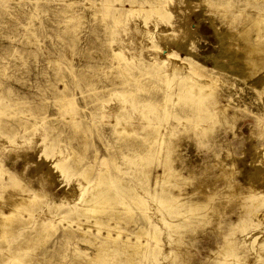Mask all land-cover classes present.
<instances>
[{"label":"rangeland","instance_id":"obj_1","mask_svg":"<svg viewBox=\"0 0 264 264\" xmlns=\"http://www.w3.org/2000/svg\"><path fill=\"white\" fill-rule=\"evenodd\" d=\"M130 1L0 0V212H9L12 193L46 194L37 195L43 201L36 197V203L18 207L22 220L14 215L12 222L20 220L13 224L20 230L0 238V264H128L120 248L114 258L97 255L95 244L111 229L148 243L131 264H264V81H258L264 67L245 73L236 67L245 59H231L249 53L239 36L247 27L249 41L264 44V0H167L165 15L125 11ZM117 48L123 52L114 58ZM123 58H128L125 68H146L154 61L153 67L162 62L165 68L161 63L158 69L169 71L173 62L181 63L178 74L169 71L177 81L172 87L165 75L149 76L151 70L142 75L149 89L138 96L159 98L181 87L180 75H193L186 67L194 62L195 79H213L205 87L207 102L198 108L191 100L159 107L129 103L118 112L126 103L121 104L118 83L132 81L139 69H129L124 78L118 66ZM65 96L74 105L68 106ZM162 106H170L169 116ZM117 112L133 115L126 123L118 121ZM124 127L128 132L120 133ZM57 161L74 165L71 175ZM86 167L89 180L101 171L121 177L135 188L127 200L138 195L144 202L128 215L122 206L124 215L106 214L105 224L91 225L90 241L74 231V221V237L66 239L67 218L95 223L75 211L90 185L81 175ZM14 178L20 185L11 186ZM162 196L183 211L175 217L184 225L176 232L164 223L170 203H159ZM190 200L212 203L193 209ZM49 219L53 226L45 227ZM228 239L236 243L225 248ZM19 242L27 249L21 253L32 254L22 263L14 257ZM115 247L109 242L102 252Z\"/></svg>","mask_w":264,"mask_h":264},{"label":"bare ground","instance_id":"obj_2","mask_svg":"<svg viewBox=\"0 0 264 264\" xmlns=\"http://www.w3.org/2000/svg\"><path fill=\"white\" fill-rule=\"evenodd\" d=\"M166 2H167V0H142V1H140V5H138V4H136V1H134V0H132V1H130V7L127 9V10H125V11H136L138 8H140V9H145L146 11H156L157 13H159V15H165L167 12H166ZM108 8H109V4H107V6H106V10L108 11ZM116 10H115V12H114V15L115 16H117V15H119V13H121L122 12V10H124V8H115ZM118 9V10H117ZM231 14V13H230ZM121 15V14H120ZM243 15V14H242ZM236 15H234L233 16V18L235 17ZM118 17V16H117ZM259 17H261V16H259ZM263 17H261L260 18V20L262 19ZM255 21H256V19H255ZM119 22V21H118ZM258 22H259V20H258ZM78 24L76 23V25H75V27L77 26ZM238 31H240V30H238ZM250 31H251V29L249 28V27H247V28H245V29H243V31H242V33L239 35L240 37H242V39H243V42L245 41V43H246V46H245V44L243 45V47L245 46L246 48H247V52H249V53H247V54H245L244 55V51L242 52L243 53V55H236L235 53V55L234 56H232L231 57V59H245V62L244 63H242V64H238L237 63V68H239L240 70H242V71H246L247 70V72H254V70L256 71H258L259 69H261V68H263L264 67V44H253L252 42H250L249 41V34H250ZM111 34H112V32H113V29H111ZM241 32V31H240ZM232 34H235V33H232ZM231 34V35H232ZM223 35V34H222ZM227 35V34H226ZM230 35V36H231ZM239 36H237L238 38H239ZM227 37H228V35H227ZM249 38V39H248ZM243 49H245V48H243ZM112 52H113V56H114V58H117L118 56H120V55H122V52H123V50L121 49V48H117V49H112ZM246 52V51H245ZM176 53V52H175ZM263 55V56H262ZM248 57V58H247ZM132 59V58H131ZM126 60H128V58H123L120 62H119V64H118V66L119 67H121V73H122V75H124V78L127 76H129L130 75V70L129 69H133V68H139V69H137L138 70V73L135 75V77L132 79V81H130V82H127V81H125L124 83L121 81L120 83H118V84H120L121 85V87H123V88H119V90H118V92L117 93H119L118 95H121L120 96V100H122L121 101V104L122 103H124V102H126L125 104H123L124 106H121V105H119V106H121L122 108V110L121 111H118V112H123V111H125L126 109H125V107L127 108V105L129 104V105H131L132 107L134 106V107H139V105L141 106V104H144L145 106L146 105H158V107H159V104H161V103H165L166 102V104H168V103H170V102H173L174 104L175 103H178V102H181L182 100L184 101H192V103H194L195 104V108H196V106H197V108H198V106H200L201 104H203L204 102H207V100H206V98H205V96L206 95H204V94H207V93H209L210 92V88L209 89H205V87L208 85V84H211V83H213L212 82V80H210V78L208 79V78H203V79H199V78H196L195 79V73H197V72H194V65H193V63H191V61H190V63H188L187 65V69L188 68H190L191 70H192V72H193V75H191L190 76V74L188 73V72H190V70L189 71H187V69L185 70V67H184V70L185 71H187V74H189V75H186V73H185V75H180V77H179V75L177 76V77H179L180 78V82H183L182 84H179L181 87L177 90V91H175V92H172V90H171V92H170V90H168V91H166L164 94H163V96L162 97H157L156 96V94L155 93H152V94H150L149 96H146V94H145V97H143V96H141V95H139L138 96V94L140 93H137L138 91H142L143 89H146V88H148L149 89V87H147L146 86V84H144L141 80V77H142V75H146L145 73H147V70H151L150 72L151 73H149V76H152V77H154L155 75L157 76V77H161V75H165V76H167L165 79H166V83H168L170 86H171V84L170 83H176L177 81H176V79L174 78V75L175 74H178V71L177 70H179V72H180V69L182 68L181 67V63L179 64L178 62H176V63H172L173 64V68H171V69H173V71H174V75H173V78L175 79V81L174 82H171V81H173V78L172 77H170V76H172V75H170V73L171 72H169L171 69L169 68V66H168V68H167V66H166V68L167 69H170L169 71L168 70H166V69H161V68H159L158 69V67H159V65L162 63V62H160V63H158L159 65H158V67H156L157 66V64H156V66H154L153 67V63H154V61L152 62V64L150 65H147L146 66V68H142V67H139L137 64L135 65V66H133V68H125V67H122V62L123 63H127L126 62ZM189 60V59H188ZM193 61V60H192ZM244 61V60H243ZM157 62V61H156ZM164 62V61H163ZM187 63V62H186ZM164 63H162L161 65V67H163V68H165V65L166 64H164ZM183 64V63H182ZM171 65V64H170ZM180 65V66H179ZM183 65H185V64H183ZM182 65V66H183ZM196 65H197V63H196ZM196 67V66H195ZM231 68V67H230ZM194 69V70H193ZM248 69H251L252 71H249ZM172 71V70H171ZM184 71V72H185ZM196 71H197V69H196ZM182 72V71H181ZM152 73H154V75L152 74ZM173 73V72H172ZM246 73V72H245ZM255 73V72H254ZM253 73V74H254ZM152 74V75H151ZM170 75V76H169ZM155 76V77H156ZM164 76V77H165ZM194 76V77H193ZM151 77V78H152ZM176 77V78H177ZM191 77H193L194 78V80L197 82H195V81H193L192 80V78ZM198 77V76H197ZM162 78V77H161ZM184 78H186V79H184ZM189 78H191L190 80H192V82H195V83H190L189 82ZM153 79V78H152ZM182 79V80H181ZM151 80V79H150ZM177 80H178V78H177ZM185 81V83H184V81ZM161 81H163V80H161ZM160 81V82H161ZM258 81H264V76H260L259 77V79H258ZM127 82V83H126ZM151 82L152 83H154V84H157V83H155V82H153L152 80H151ZM164 82V81H163ZM179 81H178V83H180ZM264 84V83H263ZM127 85V87H125ZM263 86V85H262ZM172 87V86H171ZM201 88H204V89H201ZM148 89H146V90H148ZM170 89V88H169ZM203 90V91H202ZM208 92H207V91ZM205 92V93H204ZM143 93V92H142ZM148 95V94H147ZM174 95H176L175 97H174ZM119 98V97H118ZM63 99H65L69 104H68V106L69 105H74V103H73V101H72V99L71 98H69V97H64ZM206 100V101H205ZM119 102V101H118ZM118 102H117V104H118ZM120 103V102H119ZM188 103V102H187ZM186 103V104H187ZM191 103V102H190ZM210 103V102H209ZM165 104V105H166ZM172 104V103H171ZM173 104V105H174ZM183 104V103H182ZM185 104V105H186ZM184 105V104H183ZM193 105V104H192ZM191 105V106H192ZM2 106V104L0 103V109L2 108L1 107ZM118 106V107H119ZM161 106V105H160ZM189 106V105H188ZM206 106V105H205ZM129 107V106H128ZM141 107H143V106H141ZM157 107V106H156ZM156 107H154V108H156ZM190 107V106H189ZM201 107V106H200ZM120 108V107H119ZM162 109H164L165 110V112H166V114H168V111L170 110L169 108H170V106H166V107H164L163 108V106L161 107ZM124 109V110H123ZM151 109V108H150ZM149 109V110H150ZM3 110V109H2ZM155 110V109H154ZM153 110V111H154ZM157 110V109H156ZM160 110V109H159ZM159 110H157V113H158V111ZM2 112V111H1ZM0 112V113H1ZM117 112V113H118ZM156 112V111H155ZM124 113V112H123ZM122 113V115H119V113L117 114V117H118V121H119V118H123L124 120L125 119H128L130 116V118H132V115L131 114H127L126 115V113L125 114H123ZM116 114V113H115ZM121 114V113H120ZM147 114H149L148 116H147ZM146 114V118H148V120L149 119H151L152 118V116L150 117V113H147ZM156 114V113H155ZM165 114V113H164ZM164 114H162V115H164ZM156 115H158L159 117H161V115L160 114H156ZM155 115V116H156ZM116 116V115H115ZM166 116V115H165ZM168 116H169V114H168ZM179 116V115H178ZM187 116H189V115H187ZM197 116V115H196ZM158 117V118H159ZM198 117V116H197ZM179 118H181V116L179 117ZM153 119V118H152ZM123 120V121H124ZM117 121V124L119 123ZM122 121V120H121ZM127 121H129V120H127ZM151 121V120H150ZM124 122H126V120L124 121ZM123 122V123H124ZM77 123H79V122H77ZM122 123V124H123ZM127 123V122H126ZM130 124V123H129ZM119 125H121V124H119ZM125 125V124H124ZM118 126V125H117ZM127 126V125H126ZM125 126V127H126ZM130 126V125H129ZM123 128V129H121V128H119V132L120 133H123V132H126V131H124L126 128ZM129 128V130L131 129L130 127H128ZM127 128V129H128ZM132 130H134V129H132ZM128 132V131H127ZM163 136V135H162ZM169 140V139H168ZM58 162V165L59 166H61L60 168H62V170H63V172H65V173H67V174H69V175H71V173L73 172L72 171V167H74V165H70V166H68V165H66V161H65V164H64V162L63 163H61V161H57ZM234 163V162H233ZM60 164H62V165H60ZM58 166V167H59ZM166 169V168H165ZM164 169V175H165V173H166V175H168L169 173H168V169H167V171ZM166 171V172H165ZM226 172V171H225ZM178 173V172H177ZM90 174H91V172H90V169H88V167H86L84 170H83V172L81 173V175H84L87 179H88V181H89V183H90V185H89V188H87L88 190H85V191H83L81 194H80V197H78V201L77 202H79L80 204H81V206H75V211H79L80 210V212L81 213H83L84 215H87L86 216V219L89 221L90 219V217H94V219H95V223H92V224H90L89 222L86 224L85 222L83 223V222H81V221H79L78 219L77 220H75V218L74 219H72V218H67V219H69L67 222V227L69 228L68 230H67V233H66V239H71L72 237H74V234H75V232L74 231H79L81 234H82V238L81 239H83L84 241H90L89 240V237H90V235H91V232H90V228H91V225H102V224H105V215L106 214H108V213H115V214H119V213H121L122 215H124L125 214V212H124V210L127 212V215L128 214H130V213H132L133 212V210H131L132 209V206L134 205V204H136V205H138V203L139 204H141V203H143L144 202V197L143 198H138V197H140V196H134L133 198H132V200H127L128 198L126 197V196H128V194L129 193H133V191L135 190V188H134V186H130L128 183H122V178L121 177H118V176H114V177H110V175L107 173V172H105V171H101L100 173H99V175H98V177L95 179V180H93V181H91V180H89V177H90ZM165 175V176H166ZM177 175V174H176ZM178 175L180 176V174L178 173ZM177 175V176H178ZM224 175H226V173L224 174ZM229 177V176H228ZM223 178V177H222ZM166 181V180H165ZM20 181H19V179L18 178H14V181H13V183L11 184V186H16V184H19L20 185ZM101 183H105L106 185H101ZM238 184V183H237ZM7 185H9L10 186V183L9 184H4L3 185V188H6L7 187ZM18 186V185H17ZM233 186V185H232ZM231 186V187H232ZM240 186H242V185H240ZM87 187V186H86ZM85 186H84V188H86ZM234 187V186H233ZM232 187V188H233ZM235 189V188H234ZM166 189H164V191H165ZM239 190V189H238ZM35 191V190H34ZM146 192L148 191V190H145ZM230 191H233V190H230ZM3 192V191H2ZM38 192V189H37V191L36 192H34L35 194L33 195L34 197H30V195H22V196H18V194L16 195V194H14V193H12L11 195H10V197H9V199H10V205H11V208H10V210H9V212L8 213H5V212H3V211H1L0 212V238L1 237H7V235H13V234H17V233H19V228L18 227H16V225H14L13 226V224H18V223H20L19 221L20 220H22L21 219V211H18L19 209H18V207L20 208V206L21 205H23V204H26L28 201H32L31 203H33V201H35L34 199L37 197V195H39V196H41V195H43V196H46V194L44 195V194H41V191L39 192V194L37 193ZM135 192V191H134ZM204 192V191H203ZM237 192V191H236ZM245 193V192H244ZM29 194V193H28ZM139 194V193H138ZM141 194V193H140ZM139 194V195H140ZM210 194V193H209ZM1 195H2V193H1ZM20 195V194H19ZM144 195V194H143ZM207 195V194H206ZM229 195V194H228ZM227 195V196H228ZM37 197L38 198V200H41V201H43L42 199H40V198H44L43 196L42 197ZM163 196H164V194H163ZM163 196H162V198L160 197L159 198V203H160V201L162 202L161 204H167V203H170V205H168V207H167V210H164L165 212V217L163 218V220H164V223L165 224H167V226H170L171 227V229L174 231V232H176V230H178V229H181L184 225H182L180 222H178L177 221V218H175L178 214H183V211L182 210H178V208H177V206L176 205H178V204H176V205H173V204H171V200L170 199H167V198H163ZM190 196V195H189ZM208 197V196H207ZM65 198V197H64ZM241 198H242V196H241ZM37 201V200H36ZM36 201H35V203H36ZM40 201V202H41ZM209 201V200H208ZM64 202V201H63ZM68 202V201H67ZM73 202V201H72ZM209 202H211V201H209ZM209 202H206V201H202V202H200L199 200H190V202L188 203V205H190V206H192L193 207V209L195 208V206H197V208L198 207H204L205 206V204L207 203H209ZM29 203V202H28ZM74 203H76V202H74ZM176 203H178V202H176ZM181 203V202H180ZM212 203V202H211ZM65 204V203H64ZM77 204V203H76ZM164 204V205H165ZM182 204V203H181ZM57 205V204H56ZM79 205V204H78ZM180 205V204H179ZM183 205V204H182ZM28 207L30 206L29 204L27 205ZM27 206L26 205H24V207H26V209L28 210L29 208H27ZM55 206V205H54ZM119 206H122L123 208H124V210H122V209H120V208H122V207H120L119 208ZM215 206V205H214ZM218 206V205H217ZM48 207H49V205H48ZM58 207H60V206H58ZM73 207H74V205H73ZM72 207V208H73ZM116 208H117V210H116ZM187 208H189V207H187ZM214 207H212V209H213ZM219 208H221V207H219ZM115 209V210H114ZM22 210V209H21ZM186 210V209H185ZM214 210H215V208H214ZM213 210V211H214ZM216 210H217V208H216ZM188 211H189V209H188ZM191 211V210H190ZM189 211V212H190ZM70 212H71V210H70ZM185 212V211H184ZM192 212V211H191ZM34 213V212H33ZM73 213H75V212H73V209H72V214ZM68 214V212H66V214H64V215H62L61 217L63 218L64 216H65V219H66V216H68L67 215ZM102 214V215H101ZM16 215H20L19 217V219L20 220H18L17 222H15V223H13L12 222V218H14L15 219V216ZM114 215V214H113ZM18 216H17V218H18ZM32 216V215H31ZM108 216V215H107ZM112 216V215H111ZM134 217L132 216L131 217V219H133ZM16 221V220H15ZM74 221H76V230H74L73 231V229H71V228H74V227H72L73 225H74ZM83 224H86V226H82ZM44 225H45V227H50V226H53V221H52V219H49L48 221H45L44 222ZM46 225H48V226H46ZM82 226V227H81ZM102 227V226H101ZM110 229V228H109ZM112 230V229H111ZM111 230H109L108 232H107V234H103L102 236L103 237H101V240H100V242L99 243H96L95 245H96V248H97V255H98V257L99 258H101L102 259V256L103 257H105V259H110V258H114V257H116L119 253H120V251L118 250V248H120L124 253H125V256L121 259L122 261H124V262H126V263H128V264H131L132 262H134L135 261V255L137 254V252L140 250V248L141 247H143L144 245H147L148 243H145V242H143V241H141L140 239H139V237H137V238H133L134 236H132V234H130V233H127V235H122V233L121 232H119L118 234H116V235H114V234H112L111 233ZM166 230V229H165ZM121 231V230H120ZM93 235H95V234H93ZM138 236V235H137ZM170 237V236H169ZM2 239V238H1ZM4 239V238H3ZM170 239V238H169ZM15 240V239H14ZM13 240V241H14ZM172 241V240H171ZM175 241V240H174ZM1 242V241H0ZM15 242V241H14ZM113 243V244H115V246H117V247H115V248H117L115 251H113L112 253H107V252H102L103 251V247H104V245H106L107 243ZM148 242V241H147ZM235 241H232V240H229L228 239V241H226V243L224 244V247L226 248H228V247H230V246H232V244L234 243ZM20 243V242H19ZM23 243V242H22ZM22 243H20V244H17V246H18V248H16V251L18 250L19 251V253L20 254H17V255H15L14 257H15V259H16V261L19 263L20 261H21V263H22V261H24V258H25V260H26V257L29 255V256H32V254H26V253H21L22 251H24V250H27L26 248H22V247H20L19 245H22ZM92 244H94V242H91ZM236 243V242H235ZM13 246V245H12ZM14 247V246H13ZM13 247H11V245H10V247H8V249L10 250V251H13ZM75 247H77V245L75 246ZM110 247H112V246H110ZM109 247V248H110ZM233 247V246H232ZM6 248V250H7V247H5ZM1 249H4V247H2ZM110 249H112V248H110ZM179 251V250H178ZM178 251H175V253H176V257H180L183 253H179ZM26 252V251H25ZM82 252L84 253V255H87L86 254V251H83L82 250ZM183 256V255H182ZM28 259V258H27ZM89 259L93 262V261H95L97 258H95L94 256H90L89 257ZM29 261H30V259H28ZM226 263H227V261H226ZM226 263H223V264H226ZM27 264V263H26Z\"/></svg>","mask_w":264,"mask_h":264}]
</instances>
